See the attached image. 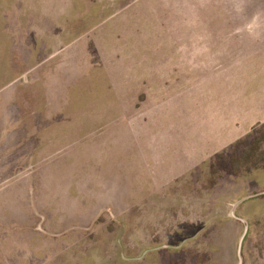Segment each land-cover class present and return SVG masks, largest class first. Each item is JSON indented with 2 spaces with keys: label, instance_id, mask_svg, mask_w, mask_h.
<instances>
[{
  "label": "rangeland",
  "instance_id": "374dc122",
  "mask_svg": "<svg viewBox=\"0 0 264 264\" xmlns=\"http://www.w3.org/2000/svg\"><path fill=\"white\" fill-rule=\"evenodd\" d=\"M72 1L78 14L83 0H59L53 11L62 14ZM99 1L110 0H92L93 26L107 11ZM5 6L6 15L35 9L34 0H0V15ZM114 23L92 33L106 34ZM197 43L205 54L189 57L188 71L171 73V86L168 73L118 87L92 83L95 94L84 98L90 112L77 113L75 123L92 134L60 152L51 183L0 184V264H264V124L176 181H163V163L170 168L184 149L148 154L149 143L163 148L175 133L209 148L215 103L225 111L241 91L252 112L264 111V55L216 56L215 41ZM238 79L246 86L236 87Z\"/></svg>",
  "mask_w": 264,
  "mask_h": 264
},
{
  "label": "crops",
  "instance_id": "0c3cea01",
  "mask_svg": "<svg viewBox=\"0 0 264 264\" xmlns=\"http://www.w3.org/2000/svg\"><path fill=\"white\" fill-rule=\"evenodd\" d=\"M34 3V10L13 7L11 15H6L5 6L0 15V184L52 182L60 152L74 150L76 136L92 134L75 126L77 113L90 112L84 104L91 101L84 98L95 94L92 83L107 81L118 87L129 80L155 82L157 73H168L171 86V73L188 71L189 57L205 54L204 44L197 41H215L211 46L216 56L264 55V0H110L105 6L99 1L107 11H101L94 26L92 0H83L78 14L75 1L62 14L53 11L60 7L59 0ZM15 17L21 24L19 37L14 33ZM115 19L106 34L92 33L94 27ZM240 79L234 85L245 87ZM241 92L237 99H228L225 111H218L215 103V135L206 137L209 148L189 145L185 134L176 138V133L163 148L147 145L150 155L184 149L170 168L163 163L164 182L178 180L264 124V111L257 106L252 112L246 92ZM149 164L161 167L160 162ZM29 168L36 169L31 179L23 173ZM148 172V182H155Z\"/></svg>",
  "mask_w": 264,
  "mask_h": 264
}]
</instances>
